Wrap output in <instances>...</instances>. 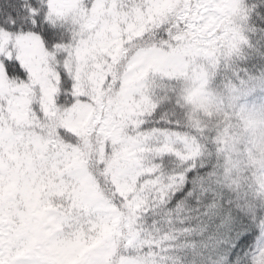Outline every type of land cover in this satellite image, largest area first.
Segmentation results:
<instances>
[{
    "label": "snow or ice",
    "instance_id": "1",
    "mask_svg": "<svg viewBox=\"0 0 264 264\" xmlns=\"http://www.w3.org/2000/svg\"><path fill=\"white\" fill-rule=\"evenodd\" d=\"M0 264H264V0H0Z\"/></svg>",
    "mask_w": 264,
    "mask_h": 264
}]
</instances>
